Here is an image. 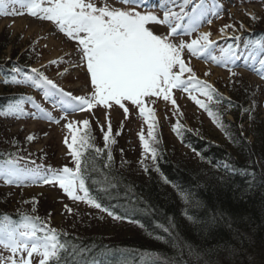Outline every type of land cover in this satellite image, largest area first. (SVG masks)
<instances>
[{
  "label": "snow or ice",
  "instance_id": "1",
  "mask_svg": "<svg viewBox=\"0 0 264 264\" xmlns=\"http://www.w3.org/2000/svg\"><path fill=\"white\" fill-rule=\"evenodd\" d=\"M10 4H19L27 9L28 15L51 22L56 31L76 42L77 60L70 67L84 71L90 78V94L73 95L60 88L39 69H31L32 73L40 77L43 85L54 90H45L43 95L54 108H58L64 114L60 119L68 120V115L76 111L92 112L98 106L105 109L119 106L126 119L131 109L138 110V114L148 126L147 139L142 132L138 134L143 150L142 158L145 154H150L153 161L157 159V148L154 146V143H158L154 136L156 118L154 110L147 107L149 102L154 104L162 98L171 102L175 112H178L179 107L173 97V89L188 93L189 99L206 111L207 105L198 99L194 92L206 96L209 101L213 100L215 94L218 97L217 103L225 99L211 84L199 79L190 66V61L184 58L185 50L191 56L209 58L210 51L215 46V42L210 39L211 34L201 33L190 42H173L175 36L187 35L198 29L204 20L210 24L212 22L210 16L218 17L221 6L216 0H212L211 4L207 0H159L162 17L149 8L148 0H120L122 5L120 7L115 6V0H104L103 4L99 5L97 0H0V15L23 14L14 8L9 10ZM175 8H179V11H175ZM250 18L256 19L251 14ZM185 20L186 23H182ZM156 26H166L169 31L167 34H157L154 31ZM228 28L236 30L235 26L230 24L225 25L221 33ZM233 39L238 41L240 37L234 36ZM239 47L228 45L220 50L219 58L210 56V59L218 66L226 67L235 65L236 61L243 59L245 67L264 78V43L260 40H250L238 52ZM71 56L72 53H69L68 57ZM65 62H67L65 59L50 61L51 64ZM228 71L230 76L236 75L231 67ZM3 82L7 84L9 81ZM12 82L25 81L13 79ZM40 82L32 81V86L41 87ZM26 101L37 109L41 118L50 123L60 122L31 96L12 99L6 105L0 106V116L19 118L26 114L24 108ZM254 107L253 102L252 109ZM209 115L212 116L213 113L209 111ZM105 118L108 121V128L105 131L101 126V131L107 149L109 144L115 141L111 138L113 130L110 118L107 115ZM78 125L89 129L90 121L71 120L64 124L70 136V142L69 136H66L64 143L75 164L74 169L68 166L56 169L36 165L34 160L29 161L25 157L9 153L7 157H0V179L5 185L22 186L30 182L58 186L66 197L74 202H85L92 208L106 212L115 220L125 219L126 217L114 214L99 202L102 199L101 194L107 196L110 194L109 187H115L107 178L106 186L101 187L96 196L91 195L89 188L86 187L85 170L81 162L84 153L81 149L92 148L93 137L88 131L79 134ZM217 126L221 125L217 122ZM180 127L179 123L173 126V131L178 135ZM26 140H33V136L29 135ZM95 151L100 152L101 149L97 148ZM108 160H112L111 152L108 153ZM21 161L25 163L21 164ZM65 209L68 213L72 212L67 205ZM164 231L167 232L168 229L164 228ZM63 235L67 236V233ZM60 236L58 229L40 221L39 217L21 215L17 221L8 214H0V248L9 253L7 256L0 253V264H126L124 258L117 261L100 259L91 256L90 249L79 246L70 248L67 242L61 241Z\"/></svg>",
  "mask_w": 264,
  "mask_h": 264
},
{
  "label": "trees",
  "instance_id": "2",
  "mask_svg": "<svg viewBox=\"0 0 264 264\" xmlns=\"http://www.w3.org/2000/svg\"><path fill=\"white\" fill-rule=\"evenodd\" d=\"M5 48L0 43V54ZM244 93L237 90L232 100L207 106L221 125L222 145L181 127L175 133L186 152L156 147L157 159L142 162L143 175L136 176L131 164L122 165L113 155L109 161L103 151L83 149L86 187L97 194L107 178L115 187L101 194V201L114 214L130 217L110 227L128 231L123 239L108 238L103 230L73 236L74 246L100 259L124 258L126 264H264V121L240 128L238 122L249 118ZM15 97L0 96V106Z\"/></svg>",
  "mask_w": 264,
  "mask_h": 264
},
{
  "label": "rangeland",
  "instance_id": "3",
  "mask_svg": "<svg viewBox=\"0 0 264 264\" xmlns=\"http://www.w3.org/2000/svg\"><path fill=\"white\" fill-rule=\"evenodd\" d=\"M103 2L104 0H97L98 5L103 4ZM223 3L225 4L224 9L218 17H214L213 20L211 19L212 22L210 24L207 22L203 27L192 32L190 36L185 38L177 35L173 38V42H190L201 33H210V39L215 42L214 47H218V44L222 46L239 45L240 47L237 49L239 52L245 44V35H243V32H248V27L250 28L251 24L261 26L259 24H262V21H264V0H223ZM13 8L23 14L0 15V43L6 45V48L0 54V61H16L19 60L18 57L20 55L25 56V59L32 62L31 65L24 63L30 66V71L32 68L43 70L49 79L73 95L90 94V78L86 76L84 71L70 67V65L76 63V60H74L76 57V42L67 39L63 34L56 31L51 22L41 21L36 17L28 15L27 9L21 7L19 4H10L9 10ZM250 14L255 16L256 19H251ZM157 15L162 17V14ZM230 24L234 25L236 30L233 31L232 28H228L222 34L221 29L225 25ZM241 24L243 28H241ZM154 31L157 34L168 33V29H164L162 26H156ZM234 36H239L240 40H234ZM69 53H72L70 58L68 57ZM210 54L207 59L197 58L191 56L185 50L184 58L186 61H190V66L194 69L197 77L211 84L223 98L232 100L231 95H236L237 90L245 92V99L248 100L244 113L249 116L247 123L250 125V121L255 120L256 123L254 124L261 125L264 121V78H261L257 72L245 67L243 59L236 61L235 65H229L227 67L223 65L218 66L212 62L210 56L219 58L221 51L214 55ZM58 59H65L67 62L63 64L50 63V61ZM50 65L52 66L50 67ZM229 67L236 73L235 76H230L228 71ZM206 72L210 74L205 75ZM22 81H25L21 82L25 86L16 87L21 89L20 91L24 94V97H33L36 103L51 113L53 117L60 120V122L50 123L48 120L41 118V114L37 109L33 108L26 101L24 104L26 114L19 116V118L15 116H2L0 118L1 146L6 148L16 146L22 149L31 148V151L34 149L33 151L35 152L41 151L47 154L46 160L48 162L44 163L60 169L64 165H70L72 160L70 155H66L68 148L66 149L67 146L64 143V139L66 136H69V133L64 127V124L71 120L82 121L88 119L90 121L89 129H84L82 125H78L80 128L79 134L82 135L86 130L90 132L92 130V124L94 123L98 132L91 131V135L93 136L92 144L94 147L101 149L105 147L101 126H103L105 131L107 130L108 121L105 118L107 115L110 118L113 130L111 138L115 141V143H110L109 146L123 147V150H128L127 152L134 151L133 153L138 151V147L142 149L138 134L142 132L147 139L148 126L138 114V110L131 109L130 105L128 106L131 110L127 119L119 106H114L111 109L98 106L92 112L76 111L70 113L68 120H63L60 117L64 114L58 108H54L50 101L44 100L41 92L44 93L45 90H48L47 85L41 83V87H33V79L29 80L24 78ZM12 91L15 90H4L0 86V94L10 93ZM193 94L198 99H201L202 102L207 103L208 99L200 95L199 92H194ZM173 97L179 107L178 112H175L171 102L164 101L162 98L154 104L149 102L147 105V107L154 110L156 118L154 136L158 143H154L155 147H159L163 142L166 147L181 150L180 147L182 146L172 132V127L177 123L186 126L200 136L213 139L218 143L224 141L219 130L213 125L212 120H210V116L205 114L202 107L196 105L189 99L188 93L179 89H173ZM253 102L255 103L254 109H252ZM218 105L214 101L208 103V106L212 107H218ZM250 109L251 111H249ZM225 118L230 119L231 117L227 115ZM29 135L33 136V140H26V137ZM26 154L42 159V154H32L31 152H26ZM148 157L149 154H146L143 158L142 156L131 157V162L134 164L130 165L133 166L131 168L133 174L140 176L138 173L141 169V162L148 161ZM3 189L6 194L10 193L8 188ZM9 198L12 201L7 206L11 210L18 208L25 209L27 202H30L31 198H34L35 204L48 213V215L45 214L44 216L49 218L52 225L57 228L59 227L63 231L64 229H70L72 232L78 233L84 227V224L89 223L91 227H95L96 223H98L94 218H90L87 213L83 212L81 214L77 211L73 213V207L77 203L67 198L58 186L52 187L50 185L31 184L26 187L17 188L16 193H13L12 196L10 195ZM65 205L72 209L71 213L67 212ZM103 224L107 225V221L104 220ZM109 226L111 227L112 225L110 224ZM106 227L111 239L124 238V231L120 228L112 229L108 226ZM3 255L7 256L9 253Z\"/></svg>",
  "mask_w": 264,
  "mask_h": 264
}]
</instances>
